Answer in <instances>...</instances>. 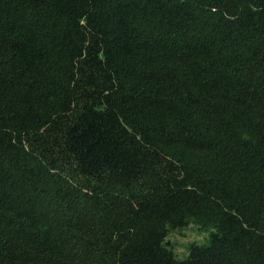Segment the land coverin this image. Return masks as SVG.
<instances>
[{"label": "trees", "instance_id": "obj_1", "mask_svg": "<svg viewBox=\"0 0 264 264\" xmlns=\"http://www.w3.org/2000/svg\"><path fill=\"white\" fill-rule=\"evenodd\" d=\"M0 264H264V0H0Z\"/></svg>", "mask_w": 264, "mask_h": 264}, {"label": "rangeland", "instance_id": "obj_2", "mask_svg": "<svg viewBox=\"0 0 264 264\" xmlns=\"http://www.w3.org/2000/svg\"><path fill=\"white\" fill-rule=\"evenodd\" d=\"M208 230L198 227L197 225H191L187 229H184L182 233H172L169 239L175 243V250L180 257L184 256L186 245L190 241L202 242L206 239Z\"/></svg>", "mask_w": 264, "mask_h": 264}]
</instances>
